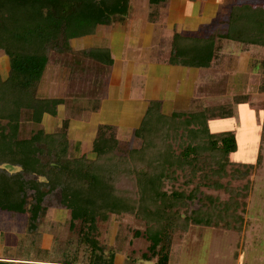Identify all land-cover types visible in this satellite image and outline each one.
I'll return each instance as SVG.
<instances>
[{"label":"trees","instance_id":"obj_1","mask_svg":"<svg viewBox=\"0 0 264 264\" xmlns=\"http://www.w3.org/2000/svg\"><path fill=\"white\" fill-rule=\"evenodd\" d=\"M129 1L0 0V50L9 59L8 74L0 71V212L28 214L30 229H36L47 212L46 199L58 192L60 205L70 212V228L80 223L79 253L86 255V264H115V255L107 258L101 247L103 228L115 214L134 215L144 222L143 234L150 242L144 257L150 259V253L157 264H169L172 236L178 230L194 225L243 233L248 227L240 210L249 195L223 183L238 149L236 134L214 131L210 124L216 118H232V104L166 115L161 102L151 101L133 133L141 141L139 147L123 152L116 128L99 125L93 158L71 150L69 118L53 131L39 128L28 138L20 135L25 112L40 126L45 115L57 116L65 103L64 97L39 94L53 56L76 53L81 60L112 65L109 49L76 52L71 41L93 35L99 25L126 14ZM166 1L150 0L151 22H156ZM86 6L92 13L83 11ZM221 23L224 34L208 38L176 34L169 62L210 65L216 36L264 45V5L235 6ZM180 179L181 186L174 187ZM203 187L225 190L229 198L205 194ZM0 264L18 263L0 258Z\"/></svg>","mask_w":264,"mask_h":264},{"label":"rangeland","instance_id":"obj_2","mask_svg":"<svg viewBox=\"0 0 264 264\" xmlns=\"http://www.w3.org/2000/svg\"><path fill=\"white\" fill-rule=\"evenodd\" d=\"M83 11L92 13L91 7L88 6L84 7ZM223 41L233 50L242 47L235 42L220 40ZM256 50L258 51L255 52L259 54L250 63L247 72L234 71L233 61L225 58L217 67L216 63L213 64L214 69L208 70L209 77L207 74L203 75V86L198 89L199 100H202L201 106L232 104L234 107L232 118H216L211 120L210 124L214 131L230 130L236 134L238 149L231 155L228 166L229 176L223 180V183L249 195L245 200L246 205H242L240 210L248 222V227L243 233L194 225L187 230H178L172 236L169 264H264V98L256 92L258 88L264 86V48L256 47ZM74 55L53 56L49 63L50 68L46 70L42 80L39 94L51 95L50 83L56 76L58 85L55 92L65 98L66 109L76 113L78 112L76 108L87 105V101L89 102L90 97L93 98L94 95L91 90L93 87L91 75L87 66L81 65L85 60L81 61ZM3 56L5 61H1ZM6 57L0 50V71L3 76L9 71ZM78 60L76 66L80 68L82 78L85 79L84 83L75 80L74 83L70 81L65 85L63 81L65 71L68 70L69 74L74 73L71 68L77 69L71 64ZM53 65L56 69L51 68ZM90 71L94 73L91 68ZM21 121L20 135L24 138L30 137L39 128L46 131L50 128L44 127L43 124L40 126L34 124L26 112ZM126 132L123 130L119 135L117 134L123 152L137 148L141 144L137 137L129 131ZM70 142L71 150H74L75 154L79 156L86 154L93 158L90 141L87 146L82 144L81 149L79 145V151L75 149L76 142L72 140ZM182 181L183 179H180L173 186L180 187ZM247 186L249 188L245 189ZM171 187L172 184L167 185V188ZM202 190L205 194L219 196L223 200L229 198L225 190H213L207 187H203ZM59 200L58 192L46 199L47 212L40 217L36 229H30L28 214L0 212V256L14 258L19 264H66L67 262L86 264V255L83 252V254L79 253L82 249L79 239L80 223L76 224L74 229L70 228V212L62 208ZM240 200L243 203L244 200ZM144 230V222L134 215L111 216L108 225L103 228L101 241L106 257L114 254L115 264H157V258L150 256V253L148 254L150 259L144 257L150 246V242L143 234Z\"/></svg>","mask_w":264,"mask_h":264},{"label":"crops","instance_id":"obj_3","mask_svg":"<svg viewBox=\"0 0 264 264\" xmlns=\"http://www.w3.org/2000/svg\"><path fill=\"white\" fill-rule=\"evenodd\" d=\"M244 4L264 5V0H167L160 6L156 22H151L150 0H130L126 14L109 25H99L93 35L71 41L72 49L76 52L91 48H107L110 51L113 60L110 66L81 60V65L87 66L91 75L94 97H90L87 105L76 108V113L66 109V102L61 104L57 116L45 115L43 126L50 127L47 130L50 132L69 118V139L79 144L80 149L83 148L82 144L86 145L90 141L92 149L99 125L114 126L118 135L123 130L133 134L140 126L151 101L161 102L162 111L166 115L198 108L202 101L199 100L198 89L203 86V75L209 77V69H214L215 65L217 67L219 62L227 58L233 61L234 71L247 72L250 63L259 54L255 52L258 51L256 47L264 48V45L245 44L216 36V53L210 65L192 67L169 62L174 37L176 34L201 35L205 38L212 34L219 35L226 28L221 21L227 19L233 7ZM220 40L235 42L242 47L233 50L228 43ZM1 61H5V56ZM6 61L9 63L8 57ZM78 62L73 61L71 64L77 69L71 68L74 73L65 71V85L75 80L84 83L80 68L76 66ZM51 68L56 69L54 65ZM55 77L50 83L52 90H49V96L61 97L55 92L58 85ZM256 92L264 98V86ZM0 258L14 260L2 256Z\"/></svg>","mask_w":264,"mask_h":264}]
</instances>
